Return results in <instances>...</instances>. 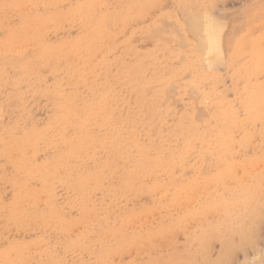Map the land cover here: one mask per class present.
I'll return each instance as SVG.
<instances>
[{"label": "rangeland", "instance_id": "374dc122", "mask_svg": "<svg viewBox=\"0 0 264 264\" xmlns=\"http://www.w3.org/2000/svg\"><path fill=\"white\" fill-rule=\"evenodd\" d=\"M262 102L264 0H0V264H264Z\"/></svg>", "mask_w": 264, "mask_h": 264}, {"label": "bare ground", "instance_id": "6f19581e", "mask_svg": "<svg viewBox=\"0 0 264 264\" xmlns=\"http://www.w3.org/2000/svg\"><path fill=\"white\" fill-rule=\"evenodd\" d=\"M198 3V2H197ZM199 4V3H198ZM208 17V16H207ZM206 20V19H205ZM205 20H204V22H205ZM209 19H207V21H208ZM197 21L199 22V24H197ZM212 21V20H211ZM213 22V21H212ZM189 23V22H188ZM221 23V22H220ZM200 24H202L201 23V21H199L198 19L196 20L195 18H192L191 19V21H190V26L191 27H193V29L194 30H199V29H201L200 27H203V26H200ZM206 24H207V22H206ZM216 24V23H215ZM214 24V22L213 23H211L210 22V20H209V23L207 24V25H205V23H204V27L206 28L204 31H206V37H202L203 38V40L202 39H200V41L202 42V45H203V47L205 46L206 48H207V51L208 52H215V50L216 49H219L220 47H221V42H220V40H221V34H220V30H219V28L218 27H216V25ZM218 24V23H217ZM203 27V28H204ZM200 31H202V30H200ZM204 31L202 32V33H204ZM205 34V33H204ZM197 37V36H196ZM200 37V36H199ZM198 39V38H197ZM201 42H200V44H201ZM200 46V45H199ZM202 46H201V49L203 48ZM205 48H203L202 49V53H205ZM206 51V53L205 54H207L208 52ZM218 52V51H217ZM216 52V54H217V56L218 55H220L219 53H217ZM222 52V51H221ZM215 54V55H216ZM210 55V54H209ZM218 59V58H217ZM219 59H221V58H219ZM210 62V61H209ZM202 63H204V62H202ZM259 102V101H258ZM247 103V102H246ZM262 103H264V102H262ZM251 105V104H250ZM251 107V106H250ZM254 108V107H253ZM252 108V109H253ZM254 111V110H253ZM253 113H255V112H253ZM237 187V186H236ZM259 263V262H258ZM258 263H256V264H258Z\"/></svg>", "mask_w": 264, "mask_h": 264}]
</instances>
